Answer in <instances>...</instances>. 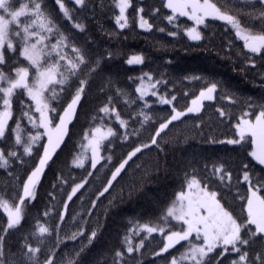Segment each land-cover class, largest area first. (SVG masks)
I'll list each match as a JSON object with an SVG mask.
<instances>
[{"label":"trees","instance_id":"obj_1","mask_svg":"<svg viewBox=\"0 0 264 264\" xmlns=\"http://www.w3.org/2000/svg\"><path fill=\"white\" fill-rule=\"evenodd\" d=\"M163 2L164 0H132V7L128 9L130 27L119 29L114 19L119 14L114 0H85L83 7L74 5L71 0H65L66 6L72 10V21L64 18L55 0H44L47 11L65 34L72 38L76 46L85 47L91 57L99 59L100 65L89 78L85 94L68 125V134L40 178L36 199L25 207L26 217L21 228L10 230L5 238L6 250L10 254H16L17 264H23L21 257L25 237L33 247H41V264L50 252H55L54 264H68L74 253L87 245V236L93 230L98 231V237L81 254L79 264H115L116 251L125 252L124 264H168L172 256H177L184 250L185 242L157 257L154 253L165 242L164 237L158 233L151 236L146 233L137 236L133 233L134 246L141 239H144V246L131 255L126 253L124 238L136 222H155L163 215L184 185L185 172L195 168L203 174V165L211 167L213 163L225 162L228 170L233 172L234 181L240 175L244 164L248 165V170L255 176L264 177V165H260L249 155L253 150L250 139L243 146L207 142L210 139L227 140L236 136L234 125L246 108L243 101L250 98L257 103H264V53L253 57L254 67L249 65L243 42L237 40L231 28L220 21H209L207 28L202 27L204 38L200 41L190 40L183 31L175 37L168 35L178 29L165 19L171 12L163 7ZM141 7L144 8L142 15L153 25L151 31L138 26L137 10ZM157 8L160 9L159 12L155 11ZM73 22L83 24L85 30L81 32L75 29ZM176 23L181 28L193 24L183 17H179ZM138 54L145 57L143 65L126 63L131 55ZM6 58L9 62L12 59L7 53ZM26 64L21 58V65ZM4 71L8 72L9 68L5 67ZM145 72L151 73L155 79L162 78L167 81V84L159 85L158 88L169 97L175 95L177 99L173 104L180 110L190 105L191 99L209 81L220 83L223 90L218 89L215 100L204 102L199 113H190L181 120L174 121L157 138L159 147L153 145L138 153L129 161L109 191L96 200L111 178V172L126 158L127 153L139 144L150 143L159 123L171 115L172 106L158 103L157 97H145L151 105L150 108H145L144 102L139 99L135 92L137 78ZM192 75H199L204 79H184ZM121 92L126 95H121ZM225 94L233 95L237 103L232 104L223 99ZM109 98L121 117L129 121L128 131H137L139 135L123 140L121 137L124 129L119 126V122L106 118L104 123L114 126L118 134L116 138H111V143L105 142L104 151L101 153L105 156L111 155V162L101 161L93 170L90 162L86 161L83 168H78L73 160L81 151L84 133L99 123L94 118ZM70 99V94L65 93L58 102H54L58 115L62 114ZM25 100L26 96H20L19 101ZM126 100L135 103H126ZM19 101H14L15 114L10 128L19 116ZM221 108L228 113L227 117L219 115L218 110ZM141 109L153 116L143 128V116L137 115ZM24 122L27 123L26 120ZM27 129L35 132L29 124ZM46 141L47 138L44 137L35 145L30 156L23 155L22 146L13 148L14 138L11 134L6 142H0L6 154L9 150H17L23 159L21 163L16 158H10L9 167L0 168V195L5 199L14 201L22 194V185L38 164ZM90 171L92 176H88ZM85 179L88 183L68 202V210L58 234L53 232L50 237L33 235L37 224H46L53 228L56 226L71 187ZM209 187L212 188V185ZM239 188L241 192H246V185L241 184ZM214 190L220 191L219 187ZM93 200H96L95 208L91 207ZM241 208L242 202L233 200L234 214H239ZM45 211H49L50 215L43 216ZM6 224V214L0 212V228ZM172 224L174 228L178 227L175 223ZM80 227L85 229L83 236L76 240L65 239ZM260 250L259 245L249 248L250 258ZM219 252L220 249H217L210 254V257L215 258L212 264H216L217 259L220 264H230L236 258L235 253L218 257Z\"/></svg>","mask_w":264,"mask_h":264},{"label":"snow or ice","instance_id":"obj_2","mask_svg":"<svg viewBox=\"0 0 264 264\" xmlns=\"http://www.w3.org/2000/svg\"><path fill=\"white\" fill-rule=\"evenodd\" d=\"M55 2L64 18L72 21L73 13L66 6L65 0H55ZM71 3L83 7L85 0H71ZM114 6L119 13L114 18L119 29L130 27L128 9L132 7V0H114ZM163 7L171 12L165 19L178 29L168 33L170 36L175 37L183 31L190 40L200 41L204 38L201 28H207L209 21H220L231 28L237 40L243 42L249 65L254 67L253 57L264 53V0H164ZM155 11L159 12L160 9L157 8ZM143 12V7L137 10L138 26L140 29L151 31L153 25L144 18ZM179 17H187L193 22L192 26L181 28L176 23ZM73 27L81 32L85 30V26L81 23L73 22ZM159 30L164 31V29ZM6 53L12 57L10 62L6 58ZM21 58L27 62L26 66L21 65ZM126 63L143 65L145 57L142 54L132 55ZM99 65V59L91 57L85 47L76 46L72 38L65 34L47 11L44 0H0V142H6L8 135L11 134L14 137L13 148L22 146L23 155L30 156L34 146L47 137V144L43 146V154L39 157L38 164L22 185V194L14 201L0 195V212L7 217L6 226L0 228V264H17L16 254H10L6 250L5 238L10 230L21 228L26 217L25 207L36 199L40 178L68 134V125L85 94L89 78ZM5 67L9 68L8 72L4 71ZM137 79L139 83L135 92L144 102V107H151L145 97H157L158 103L172 106L171 115L159 123L150 143L139 144L127 153L126 158L111 172V178L99 192L96 200L109 191L129 161H132L138 153L153 145L159 147L157 138L174 121H179L190 113H199L205 101L215 100L218 89L223 90L220 83L209 81L207 86L191 99L190 105L180 110L173 104L177 99L175 95L168 98L166 94L160 93L158 86L167 84L166 80L154 79L150 73H143ZM184 79L204 78L192 75ZM65 93L70 94L71 99L63 108L62 114L58 115L54 102H58ZM120 94L126 95L123 92ZM20 96H26L27 100L19 101ZM223 99L232 104L237 103L231 94H225ZM14 101H19L21 108L14 126L10 128L9 121L13 120L15 114ZM125 102L135 103L128 100ZM243 103L246 108L234 125L236 136L227 140L210 139L207 142L243 146L250 139L253 150L249 155L260 165H264V103H257L250 98ZM218 111L221 117L228 116L223 108ZM137 115L143 116L142 128L153 119V116L143 109ZM113 117L124 129L121 137L123 140L139 135L137 131H128L129 121L121 117L109 98L94 118L99 123L84 133V142L80 145L81 151L73 160L76 167L83 168L85 162L90 160V167L95 170L101 161L111 162V155L105 156L101 153L104 151L105 142L111 143V138H116L118 135L114 128L104 123L106 118ZM24 120L35 129V132L26 128L22 123ZM10 158H16L23 163L22 156L17 150H9L6 154L5 149L0 148V168H8ZM203 168V174L195 168L184 173V185L157 221L143 224L136 222L124 238L127 254L138 252L144 246V239L134 246L133 233L137 236L140 233H146L147 236L158 233L164 237L165 242L159 251L154 253L157 257L168 253L181 242L186 244L184 250L177 256H172L168 264H212L215 258L210 257V254L215 253L217 249H220L218 257L229 253L236 254V258L231 260L230 264H257V262L264 264V177L255 176L248 170L247 164L242 166L241 173L235 181L233 172L228 170L225 162L213 163L211 167L205 164ZM88 176H92L91 171L88 172ZM63 182L67 183V181ZM87 183L85 179L71 187L63 204V212L59 215L58 223L54 228L46 224H37L36 231L32 234L38 237H50L53 232L58 234L68 210V202L72 201ZM210 184L212 188L209 187ZM241 184L246 185V192L240 191ZM216 187H219V192L214 190ZM230 197L233 199L230 200ZM96 200L92 201V208L96 207ZM233 200L242 202L239 214H234L232 210ZM49 215V211L43 213L45 217ZM89 215H91L90 211ZM171 221H175L178 227L174 228ZM84 232L85 229L80 227L77 232L65 239L76 240L83 236ZM97 237L98 231H91L87 236V245H83L75 252L73 258L68 260V264H79L81 254ZM256 245H259L261 250L250 258L248 249ZM22 249L23 264H41L39 245L33 247L25 237ZM54 256L55 252H50L43 264H54ZM124 258L125 252H115V264H124ZM216 264H220L218 259Z\"/></svg>","mask_w":264,"mask_h":264},{"label":"rangeland","instance_id":"obj_3","mask_svg":"<svg viewBox=\"0 0 264 264\" xmlns=\"http://www.w3.org/2000/svg\"><path fill=\"white\" fill-rule=\"evenodd\" d=\"M183 18H186V19H188L187 17H183ZM147 20V19H146ZM189 20V19H188ZM191 21V20H190ZM192 26V25H191ZM191 26H189V27H191ZM201 31H202V28H201ZM132 56V55H131ZM145 73H149V72H145ZM151 74V73H150ZM143 75V74H142ZM153 76V75H152ZM140 77V76H139ZM154 77V76H153ZM155 79V78H154ZM138 83H139V81H138V79H137V85H138ZM136 85V86H137ZM161 93V92H160ZM161 94H166V93H161ZM167 95V94H166ZM168 96V95H167ZM27 98V97H26ZM168 98H171V97H169L168 96ZM193 99V98H192ZM213 101V100H212ZM206 102V101H205ZM182 110H184V109H182ZM38 115V114H37ZM14 118V117H13ZM111 120H115L114 119V117L111 119ZM116 121V120H115ZM11 122L12 121H9V126H10V124H11ZM57 123H58V120L56 121ZM22 123L26 126V128H27V123H25L24 121H22ZM108 126H111L112 128H114L115 129V127L114 126H112L111 124H107ZM13 126H14V124H13ZM31 126V125H30ZM43 130V129H42ZM116 130V129H115ZM47 138V137H46ZM46 144H47V141H46ZM45 144V145H46ZM0 148H2L1 146H0ZM171 223H175L176 224V222L175 221H171ZM173 225V224H172Z\"/></svg>","mask_w":264,"mask_h":264}]
</instances>
